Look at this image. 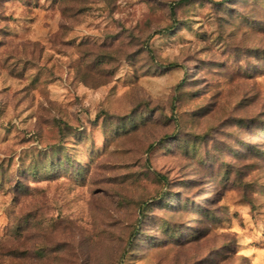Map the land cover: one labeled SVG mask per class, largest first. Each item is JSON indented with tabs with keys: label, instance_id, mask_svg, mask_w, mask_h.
Returning <instances> with one entry per match:
<instances>
[{
	"label": "rangeland",
	"instance_id": "1",
	"mask_svg": "<svg viewBox=\"0 0 264 264\" xmlns=\"http://www.w3.org/2000/svg\"><path fill=\"white\" fill-rule=\"evenodd\" d=\"M0 0V264H264V0Z\"/></svg>",
	"mask_w": 264,
	"mask_h": 264
},
{
	"label": "trees",
	"instance_id": "2",
	"mask_svg": "<svg viewBox=\"0 0 264 264\" xmlns=\"http://www.w3.org/2000/svg\"><path fill=\"white\" fill-rule=\"evenodd\" d=\"M190 0H178V1H176L175 3H173L172 5H171V12H172V15L174 16V14H175V5H177V4H182V3H185V2H189Z\"/></svg>",
	"mask_w": 264,
	"mask_h": 264
}]
</instances>
